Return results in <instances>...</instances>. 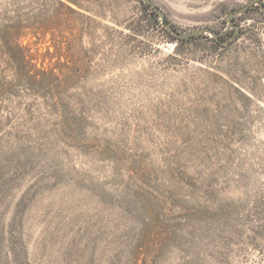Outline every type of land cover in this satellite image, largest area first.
Here are the masks:
<instances>
[{
    "label": "rangeland",
    "instance_id": "rangeland-1",
    "mask_svg": "<svg viewBox=\"0 0 264 264\" xmlns=\"http://www.w3.org/2000/svg\"><path fill=\"white\" fill-rule=\"evenodd\" d=\"M249 1L0 0V264H264Z\"/></svg>",
    "mask_w": 264,
    "mask_h": 264
},
{
    "label": "water",
    "instance_id": "water-1",
    "mask_svg": "<svg viewBox=\"0 0 264 264\" xmlns=\"http://www.w3.org/2000/svg\"><path fill=\"white\" fill-rule=\"evenodd\" d=\"M144 4L147 6H151V7H155V5L153 4L152 0H143ZM254 5H258L261 12L264 14V4L262 0H250L244 7L240 8V9H236L232 12L229 13L228 15V25L231 26L233 25L235 32L233 33L232 36H230L228 39H226L224 42H221L222 44H227L228 42H230L234 36L238 33L239 31V25L233 24V18L235 16L238 15H242L245 14L251 7H253ZM162 20V25L163 27H165V29L167 31H169L174 37L178 38V39H183V40H188L192 37L201 35V34H209L211 35L214 39H216L217 41H220L219 38L221 36V34L216 33L215 31L209 29V28H200L197 29L195 31L192 32H188V33H180L178 31H176L172 26L166 24L164 22V14L162 13V11H160L159 9L156 10Z\"/></svg>",
    "mask_w": 264,
    "mask_h": 264
},
{
    "label": "trees",
    "instance_id": "trees-1",
    "mask_svg": "<svg viewBox=\"0 0 264 264\" xmlns=\"http://www.w3.org/2000/svg\"><path fill=\"white\" fill-rule=\"evenodd\" d=\"M147 8H152L153 10H157L156 7L146 6Z\"/></svg>",
    "mask_w": 264,
    "mask_h": 264
}]
</instances>
